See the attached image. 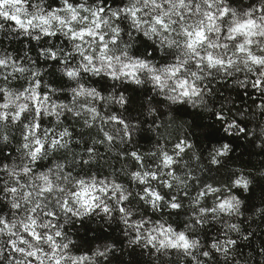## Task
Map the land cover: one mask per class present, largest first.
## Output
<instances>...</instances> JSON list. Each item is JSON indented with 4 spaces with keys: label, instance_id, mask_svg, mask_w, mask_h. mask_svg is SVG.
<instances>
[{
    "label": "clouds",
    "instance_id": "1",
    "mask_svg": "<svg viewBox=\"0 0 264 264\" xmlns=\"http://www.w3.org/2000/svg\"><path fill=\"white\" fill-rule=\"evenodd\" d=\"M0 264H264V0H0Z\"/></svg>",
    "mask_w": 264,
    "mask_h": 264
}]
</instances>
